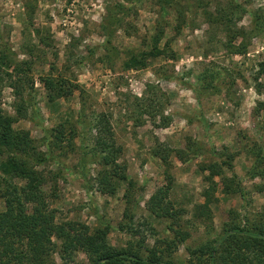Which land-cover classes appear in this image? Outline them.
Here are the masks:
<instances>
[{"label": "rangeland", "instance_id": "1", "mask_svg": "<svg viewBox=\"0 0 264 264\" xmlns=\"http://www.w3.org/2000/svg\"><path fill=\"white\" fill-rule=\"evenodd\" d=\"M256 13L264 18V0H0V110L47 158L37 169L57 224L105 229L117 250L205 264L193 251L256 220L264 205V180L250 173L264 153V23L257 27ZM236 32L241 54L227 43ZM155 38L160 55L127 68ZM46 80L61 82L64 96L50 101ZM97 124L110 130L127 178L114 194L96 182ZM166 175L171 218L148 207ZM50 262L90 264L82 251Z\"/></svg>", "mask_w": 264, "mask_h": 264}, {"label": "trees", "instance_id": "2", "mask_svg": "<svg viewBox=\"0 0 264 264\" xmlns=\"http://www.w3.org/2000/svg\"><path fill=\"white\" fill-rule=\"evenodd\" d=\"M110 17V23L116 28L121 23L119 12ZM252 20L258 28L264 23L261 13L253 14ZM242 36L239 32L232 34L227 42L228 47L231 48L233 40ZM111 37L112 32L107 34V48H111ZM157 41L158 38H155L146 53L131 54L126 62L127 68L142 69L147 56L160 55ZM233 48L234 54H241L245 50L243 44L240 45L241 50L239 45ZM3 62L7 68H12L11 62ZM259 70L264 75V63L260 64ZM44 86L49 92L50 101L55 96L63 97L65 94L61 82L56 85L46 80ZM15 121L0 110V202L4 206L0 211V264H51L50 257L54 253L71 261L78 251L85 253L90 264H176L161 259L155 251L144 256L117 250L106 241L105 229L92 231L88 226L75 222L57 224L48 203V179L43 171L37 169L47 158L34 144L28 131L14 128ZM99 124L93 144L94 162L101 166L96 182L101 192L114 194L116 185L127 178L123 171H118L121 169L110 130L105 129L103 134ZM54 139V142H60L62 133L58 131ZM207 168L212 176L223 174V167L216 169L211 165ZM250 173L252 178L264 180V153L256 154ZM166 178L167 187L158 189L150 197L148 207L159 217L171 218L173 213L164 205V199L172 179L169 175ZM226 187L231 193L233 185ZM259 188L264 192V183ZM255 217L252 223L246 220L243 227L230 226L213 243L202 245L192 254H199V261L204 260L205 264H264V205L261 213Z\"/></svg>", "mask_w": 264, "mask_h": 264}]
</instances>
